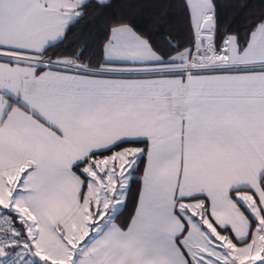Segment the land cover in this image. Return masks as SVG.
<instances>
[{"label": "snow or ice", "instance_id": "snow-or-ice-1", "mask_svg": "<svg viewBox=\"0 0 264 264\" xmlns=\"http://www.w3.org/2000/svg\"><path fill=\"white\" fill-rule=\"evenodd\" d=\"M110 6L0 0V264H264V14L218 41L184 0L172 54L120 20L95 64L49 55Z\"/></svg>", "mask_w": 264, "mask_h": 264}, {"label": "trees", "instance_id": "trees-1", "mask_svg": "<svg viewBox=\"0 0 264 264\" xmlns=\"http://www.w3.org/2000/svg\"><path fill=\"white\" fill-rule=\"evenodd\" d=\"M217 4V40L225 31L238 34L241 41L246 37L251 22L264 14V0H215ZM110 7L103 13L88 8L85 17L67 34L64 43L50 49L49 55L71 56L74 51L83 49L84 61L97 63L103 58V45L108 39L110 26L120 20L134 23L138 31L150 36L154 45L171 53L168 46L181 48L191 46L193 32L190 15L184 7V0H110ZM129 146V145H125ZM143 164L139 165L140 177ZM140 181L134 179L126 204L116 219V223L126 225L135 209Z\"/></svg>", "mask_w": 264, "mask_h": 264}, {"label": "crops", "instance_id": "crops-1", "mask_svg": "<svg viewBox=\"0 0 264 264\" xmlns=\"http://www.w3.org/2000/svg\"><path fill=\"white\" fill-rule=\"evenodd\" d=\"M189 11V10H188ZM190 15V14H189ZM142 173H143V171H142ZM142 176V175H141ZM140 187H141V182H140ZM140 189V188H139ZM138 195H139V193H138ZM137 201H138V197H137ZM136 205H137V202H136ZM136 205H135V209H134V211H133V215L135 214V210H136ZM132 215V216H133ZM131 220V219H130ZM130 222V221H129Z\"/></svg>", "mask_w": 264, "mask_h": 264}, {"label": "rangeland", "instance_id": "rangeland-1", "mask_svg": "<svg viewBox=\"0 0 264 264\" xmlns=\"http://www.w3.org/2000/svg\"><path fill=\"white\" fill-rule=\"evenodd\" d=\"M193 39H194V37H193Z\"/></svg>", "mask_w": 264, "mask_h": 264}]
</instances>
